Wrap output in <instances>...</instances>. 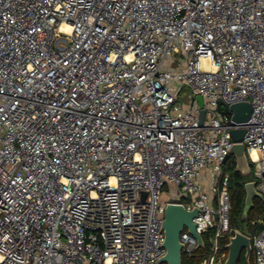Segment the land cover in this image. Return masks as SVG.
Masks as SVG:
<instances>
[{
    "label": "built area",
    "instance_id": "2783aa9c",
    "mask_svg": "<svg viewBox=\"0 0 264 264\" xmlns=\"http://www.w3.org/2000/svg\"><path fill=\"white\" fill-rule=\"evenodd\" d=\"M235 128L264 207V0H0V264H157L169 202L224 262Z\"/></svg>",
    "mask_w": 264,
    "mask_h": 264
},
{
    "label": "water",
    "instance_id": "95a60500",
    "mask_svg": "<svg viewBox=\"0 0 264 264\" xmlns=\"http://www.w3.org/2000/svg\"><path fill=\"white\" fill-rule=\"evenodd\" d=\"M196 100L201 107L199 110V123L202 124L205 114V110L202 108L203 98L201 95H196ZM218 110L223 114H230L234 123H241L248 120L252 112V107L247 101L236 102L225 107H221V103H218ZM243 134L244 129L242 128H235L230 131L232 144L223 163L230 156H233L235 160L234 170L246 175L250 173L251 167L246 155L245 146L241 142ZM244 186L246 194L243 216H245L252 207L254 197L263 198L262 194L256 189L255 180L246 182ZM144 194L145 193H143V195ZM198 211L199 209L197 207L187 209L178 203L169 202L166 204L161 226L164 233L163 246L166 252L157 261V264H182L183 243L180 239V235L184 228L196 239L197 247L204 246L203 238L196 232L193 222V218L197 215ZM214 217L216 218L217 215L214 214ZM225 248L227 249V254L223 264H236L242 252H244L245 259L248 261L252 253L250 237L240 231H235L232 235L228 236Z\"/></svg>",
    "mask_w": 264,
    "mask_h": 264
},
{
    "label": "trees",
    "instance_id": "16d2710c",
    "mask_svg": "<svg viewBox=\"0 0 264 264\" xmlns=\"http://www.w3.org/2000/svg\"><path fill=\"white\" fill-rule=\"evenodd\" d=\"M251 171L248 176L243 175L234 170L235 160L230 156L223 164V172L228 174L229 185L228 190L230 194V221L229 226L232 230L237 229L240 232L248 235L250 238L257 234L263 228L264 221V207L262 200L259 197L253 198V204L245 216H243L244 200H245V183L253 180V165L249 162ZM251 177V178H250ZM215 231V227L209 229L202 234L204 246L195 249L192 256L186 255L182 252V264H200L204 259L206 253L209 251L211 245V236ZM228 240V235L220 239V250L227 254L225 245ZM165 264V263H162ZM236 264H254L253 254L248 261H246L244 252L241 253Z\"/></svg>",
    "mask_w": 264,
    "mask_h": 264
},
{
    "label": "rangeland",
    "instance_id": "374dc122",
    "mask_svg": "<svg viewBox=\"0 0 264 264\" xmlns=\"http://www.w3.org/2000/svg\"><path fill=\"white\" fill-rule=\"evenodd\" d=\"M177 63L176 62H174L173 63V65H176ZM191 90H190V88L188 87V86H186V85H183L182 87H181V91H180V93H179V100L180 101H185V100H187V95H188V93L190 92ZM224 164V163H223ZM223 164H222V166H223ZM249 175V174H248ZM248 175H246V176H248ZM251 178V177H250ZM168 196H169V193H167V191L164 189V195H163V197L164 198H168ZM250 258V257H249ZM220 264H223V262H220Z\"/></svg>",
    "mask_w": 264,
    "mask_h": 264
},
{
    "label": "bare ground",
    "instance_id": "6f19581e",
    "mask_svg": "<svg viewBox=\"0 0 264 264\" xmlns=\"http://www.w3.org/2000/svg\"><path fill=\"white\" fill-rule=\"evenodd\" d=\"M62 29L64 30V31H69V27L68 26H62ZM252 154H253V156H256L257 155V151H255V150H253L252 151Z\"/></svg>",
    "mask_w": 264,
    "mask_h": 264
}]
</instances>
